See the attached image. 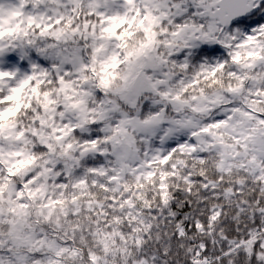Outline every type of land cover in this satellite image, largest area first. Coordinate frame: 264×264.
<instances>
[{
	"label": "snow or ice",
	"instance_id": "6c2138e0",
	"mask_svg": "<svg viewBox=\"0 0 264 264\" xmlns=\"http://www.w3.org/2000/svg\"><path fill=\"white\" fill-rule=\"evenodd\" d=\"M0 264H264V0H0Z\"/></svg>",
	"mask_w": 264,
	"mask_h": 264
}]
</instances>
